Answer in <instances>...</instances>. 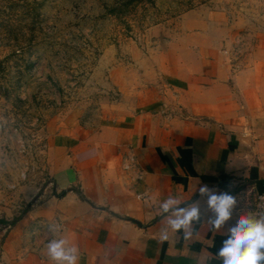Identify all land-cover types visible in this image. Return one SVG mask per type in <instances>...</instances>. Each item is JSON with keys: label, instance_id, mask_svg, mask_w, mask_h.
Returning <instances> with one entry per match:
<instances>
[{"label": "crops", "instance_id": "0c3cea01", "mask_svg": "<svg viewBox=\"0 0 264 264\" xmlns=\"http://www.w3.org/2000/svg\"><path fill=\"white\" fill-rule=\"evenodd\" d=\"M220 45L196 29L165 54L161 84L132 85L119 70V99L100 120L48 129L52 193L17 220L0 219V264H53L50 225L78 249V264H222L227 225L211 226L199 188L234 195L233 221L264 191V42L241 61ZM129 155L141 178L122 168ZM169 197L199 204L188 238L167 225L175 212L160 204Z\"/></svg>", "mask_w": 264, "mask_h": 264}, {"label": "rangeland", "instance_id": "374dc122", "mask_svg": "<svg viewBox=\"0 0 264 264\" xmlns=\"http://www.w3.org/2000/svg\"><path fill=\"white\" fill-rule=\"evenodd\" d=\"M201 27L244 60L264 42V0H0V219L52 193L48 129L100 120L119 70L161 84L165 54Z\"/></svg>", "mask_w": 264, "mask_h": 264}, {"label": "clouds", "instance_id": "9594fccd", "mask_svg": "<svg viewBox=\"0 0 264 264\" xmlns=\"http://www.w3.org/2000/svg\"><path fill=\"white\" fill-rule=\"evenodd\" d=\"M199 192L206 197L211 226L220 229L227 225L226 238L216 254L222 264H264V213L259 216L240 215L233 221V209L237 204L234 195L228 191L210 189L206 185L201 186ZM160 208L163 213L175 212L174 217L167 220V225L173 231L184 230L185 238L191 235L193 222L201 216L198 203L181 208L172 197L161 203ZM229 221L233 222L229 224ZM49 232L51 237L44 245L46 257L53 264H78V249L59 234V226L50 225ZM161 239H168L166 230L162 232Z\"/></svg>", "mask_w": 264, "mask_h": 264}, {"label": "built area", "instance_id": "2783aa9c", "mask_svg": "<svg viewBox=\"0 0 264 264\" xmlns=\"http://www.w3.org/2000/svg\"><path fill=\"white\" fill-rule=\"evenodd\" d=\"M43 145L44 147H46V142L43 143ZM121 165L124 170L133 171L135 173L134 176L136 177V179L141 178V176L143 175V171L137 167L132 155L124 158ZM261 213H264V191L257 192L255 194L250 215L259 216Z\"/></svg>", "mask_w": 264, "mask_h": 264}]
</instances>
